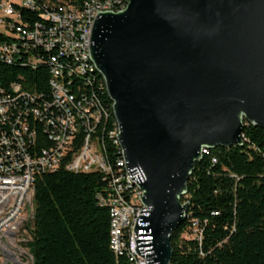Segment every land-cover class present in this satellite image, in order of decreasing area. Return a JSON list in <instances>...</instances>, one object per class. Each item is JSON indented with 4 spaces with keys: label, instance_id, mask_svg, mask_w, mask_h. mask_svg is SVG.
Returning a JSON list of instances; mask_svg holds the SVG:
<instances>
[{
    "label": "water",
    "instance_id": "obj_1",
    "mask_svg": "<svg viewBox=\"0 0 264 264\" xmlns=\"http://www.w3.org/2000/svg\"><path fill=\"white\" fill-rule=\"evenodd\" d=\"M87 53L146 207L135 252L145 264H170L203 150L242 146L245 124L264 130V0H129L95 13Z\"/></svg>",
    "mask_w": 264,
    "mask_h": 264
},
{
    "label": "built area",
    "instance_id": "obj_2",
    "mask_svg": "<svg viewBox=\"0 0 264 264\" xmlns=\"http://www.w3.org/2000/svg\"><path fill=\"white\" fill-rule=\"evenodd\" d=\"M128 2L84 0L76 8L50 0H0L2 32L16 39L0 42V61L11 64L29 54L32 67L45 62L51 90L50 100L45 101L41 95L22 92L16 83H10L6 91L0 87V253L9 254L8 249L21 241L19 230L31 218L35 176L54 172L67 160V171L102 175L105 187L97 198L109 211L110 249L115 257H125L128 264H145L135 252L133 237L139 210L146 209L139 200L142 191L126 177L116 121L106 130L109 111L90 88L94 75L103 79L87 53L95 13L118 12ZM13 5L37 11L40 21L22 22ZM29 119L50 146L35 148L36 129ZM99 130L101 136L96 134ZM104 135L117 146L119 157L108 156ZM78 138L79 149L72 153ZM204 154L208 151L203 150ZM10 264L20 262L11 258Z\"/></svg>",
    "mask_w": 264,
    "mask_h": 264
},
{
    "label": "trees",
    "instance_id": "obj_3",
    "mask_svg": "<svg viewBox=\"0 0 264 264\" xmlns=\"http://www.w3.org/2000/svg\"><path fill=\"white\" fill-rule=\"evenodd\" d=\"M50 1L76 8L84 2ZM13 7L22 22L40 21L37 11ZM11 41H16L12 34L0 32V42ZM29 56L11 64L0 61V87L6 91L16 83L22 92L48 101V66L41 61L32 67ZM90 88L107 107L106 130L111 129L114 118L103 81L94 75ZM29 121L36 129L35 148L50 146L38 125ZM104 139L108 156L119 157L117 146ZM242 141V146L210 149L194 164L182 198L189 202L186 219L171 235L170 264H264V130L245 124ZM79 144L78 138L72 153ZM66 162L34 178L31 218L18 233L29 236L25 243L20 238L19 245L25 246L30 264H128L110 249L109 211L97 198L105 187L102 175L72 173L65 169Z\"/></svg>",
    "mask_w": 264,
    "mask_h": 264
},
{
    "label": "rangeland",
    "instance_id": "obj_4",
    "mask_svg": "<svg viewBox=\"0 0 264 264\" xmlns=\"http://www.w3.org/2000/svg\"><path fill=\"white\" fill-rule=\"evenodd\" d=\"M3 29L0 26V32H2ZM20 237L21 239H23V243H25V241H28L29 236L27 233L25 232H21L20 233ZM13 250L8 249L9 254H4V253H0V264H10V259L13 258H17L20 262V264H30V258L27 254L26 248L23 244L21 245H16V247L12 246Z\"/></svg>",
    "mask_w": 264,
    "mask_h": 264
}]
</instances>
